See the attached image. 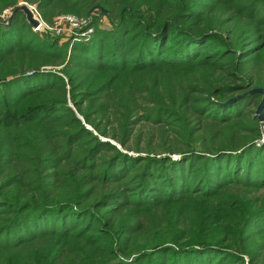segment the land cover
<instances>
[{"label": "trees", "instance_id": "trees-1", "mask_svg": "<svg viewBox=\"0 0 264 264\" xmlns=\"http://www.w3.org/2000/svg\"><path fill=\"white\" fill-rule=\"evenodd\" d=\"M33 2L92 31L0 21V264H264V0Z\"/></svg>", "mask_w": 264, "mask_h": 264}, {"label": "built area", "instance_id": "built-area-1", "mask_svg": "<svg viewBox=\"0 0 264 264\" xmlns=\"http://www.w3.org/2000/svg\"><path fill=\"white\" fill-rule=\"evenodd\" d=\"M31 8L37 18V24L35 26L30 25V29L32 32H49L53 33L56 36H64L73 41H76L80 38H86L92 31V28L88 27L85 20H80L72 14L57 15L52 19L51 23L48 24L42 20L40 15L33 7ZM5 12L6 10L2 11L0 17H2Z\"/></svg>", "mask_w": 264, "mask_h": 264}, {"label": "rangeland", "instance_id": "rangeland-1", "mask_svg": "<svg viewBox=\"0 0 264 264\" xmlns=\"http://www.w3.org/2000/svg\"><path fill=\"white\" fill-rule=\"evenodd\" d=\"M21 2H23V3H25V4H27V5H29V6H31V7H33L36 11H37V13L40 15V17L42 18V20L44 21V22H46V23H48V24H50L51 23V21H52V19L55 17V16H57V15H61V14H72V15H74L75 17H77L78 19H80V20H85V22H86V24L88 23V19L87 18H85L84 17V15H82V13H80V12H75V11H64V10H62L63 9V7H62V4H60L59 2H54V3H52V4H50L49 6H46V7H44L43 9H41V10H37L36 9V6H35V2H33V0H29V1H22V0H17L16 1V5H18L19 3H21ZM15 5V6H16ZM4 10H6V12H5V14L4 15H2V17H0V21L1 22H5L6 21V19H7V15H8V13L10 12V10H12V6L10 7L9 5H8V7H5V8H3L1 11H0V14H1V12L2 11H4ZM17 13H20V12H17ZM22 15V14H21ZM1 16V15H0ZM25 20V19H24ZM26 22V21H25ZM29 25V24H28ZM97 26H99V27H102V28H105V29H109L110 28V25H109V23H108V21L106 20V19H102L101 21H99L98 23H97ZM29 27H30V25H29ZM89 27V26H88ZM39 35L41 34V35H43V34H48L47 36H49V38H53V37H56V35H54L53 33H49V32H45V33H43V32H41V33H38ZM64 36H60V38H62V39H60V41H64V39L65 38H63ZM87 38V37H86ZM81 39V38H80ZM79 39V40H80ZM71 42H75V40L73 41V40H70ZM76 41H78V40H76ZM69 46H70V43H69ZM67 52H69V48L68 47H66V54H67ZM56 69H58L59 68V66H56L55 67ZM263 131H264V129L262 130V138L260 139V141L262 142H264V134H263Z\"/></svg>", "mask_w": 264, "mask_h": 264}, {"label": "water", "instance_id": "water-1", "mask_svg": "<svg viewBox=\"0 0 264 264\" xmlns=\"http://www.w3.org/2000/svg\"><path fill=\"white\" fill-rule=\"evenodd\" d=\"M17 12H20L23 15L27 24H29L31 26H35L37 24V18L33 13L32 8L23 2L19 3L18 5L13 7L12 10H10V12L7 15L6 21L3 22L2 24L4 26L9 25L13 16ZM249 92H255V93H258L261 95V98H260V100H259V102H258V104L254 110V114H256L259 122H261V120H262L261 109L264 105V90L261 88H255V89L250 90ZM263 134H264V131H263Z\"/></svg>", "mask_w": 264, "mask_h": 264}]
</instances>
